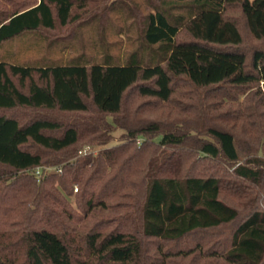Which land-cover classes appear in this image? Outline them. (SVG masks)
<instances>
[{"label":"trees","instance_id":"trees-1","mask_svg":"<svg viewBox=\"0 0 264 264\" xmlns=\"http://www.w3.org/2000/svg\"><path fill=\"white\" fill-rule=\"evenodd\" d=\"M156 1L124 61L0 53V264H264V0ZM89 2L0 0V51Z\"/></svg>","mask_w":264,"mask_h":264},{"label":"rangeland","instance_id":"rangeland-1","mask_svg":"<svg viewBox=\"0 0 264 264\" xmlns=\"http://www.w3.org/2000/svg\"><path fill=\"white\" fill-rule=\"evenodd\" d=\"M113 1L121 2L124 4L121 9L112 13L108 12L104 17L106 22H110L101 36L100 28L99 31H91L90 27H85L81 32H74L71 35L64 36L62 39H70L72 46L67 48H60L59 44L54 47L51 51L46 50L47 41H39L37 47L32 48V45L36 41L29 34L23 35L16 40L9 41L4 44V50L0 53L12 54L13 52L18 53V60L20 62H35L34 60H44L43 58H49L60 62H68L73 57L85 53L91 61L101 60L102 52L106 48V44L109 45V51L120 57V60L124 61L125 57L139 45V32L137 26L140 23V19L152 12L154 6L152 0H90L89 7L94 9L97 13H102L103 6L111 4ZM155 3L157 1L155 0ZM97 29V28H96ZM59 32H55V35ZM62 34L67 35L66 31ZM33 35V34H32ZM75 35V37H74ZM74 37V38H73ZM39 38V37H38ZM106 43L105 45H103ZM61 44V43H60ZM63 45V44H61ZM103 45V46H102ZM104 48V49H102ZM9 50V52H7ZM4 57L7 58L6 55ZM47 58V59H48ZM123 130L118 128L114 132L115 139L108 144V146L115 144L119 141ZM107 146V145H105ZM105 146H95L88 151L97 153L99 149ZM77 190L76 187L74 189ZM72 205L75 206L74 197H69Z\"/></svg>","mask_w":264,"mask_h":264},{"label":"built area","instance_id":"built-area-1","mask_svg":"<svg viewBox=\"0 0 264 264\" xmlns=\"http://www.w3.org/2000/svg\"><path fill=\"white\" fill-rule=\"evenodd\" d=\"M89 149H91L90 146H85L84 149H82L80 152L82 154L84 153H89L90 151H88ZM62 169L60 167H55V166H43V167H39L36 169V175L38 176V178H40L41 176H44L46 174H49L53 171H61ZM77 189V188H76Z\"/></svg>","mask_w":264,"mask_h":264}]
</instances>
